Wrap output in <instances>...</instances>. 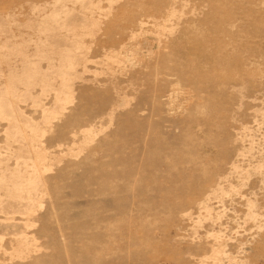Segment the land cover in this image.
Segmentation results:
<instances>
[{
  "label": "rangeland",
  "instance_id": "rangeland-1",
  "mask_svg": "<svg viewBox=\"0 0 264 264\" xmlns=\"http://www.w3.org/2000/svg\"><path fill=\"white\" fill-rule=\"evenodd\" d=\"M0 264H264V0H0Z\"/></svg>",
  "mask_w": 264,
  "mask_h": 264
},
{
  "label": "bare ground",
  "instance_id": "bare-ground-1",
  "mask_svg": "<svg viewBox=\"0 0 264 264\" xmlns=\"http://www.w3.org/2000/svg\"><path fill=\"white\" fill-rule=\"evenodd\" d=\"M78 3V2H77ZM89 3V2H88ZM73 4V3H72ZM39 9V8H38ZM36 11V10H35Z\"/></svg>",
  "mask_w": 264,
  "mask_h": 264
}]
</instances>
